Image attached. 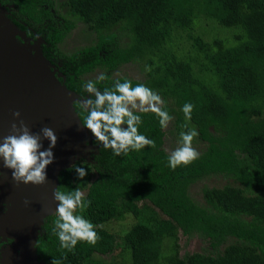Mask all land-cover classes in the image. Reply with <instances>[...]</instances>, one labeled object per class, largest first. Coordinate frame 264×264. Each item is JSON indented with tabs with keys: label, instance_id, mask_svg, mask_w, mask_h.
I'll return each mask as SVG.
<instances>
[{
	"label": "trees",
	"instance_id": "16d2710c",
	"mask_svg": "<svg viewBox=\"0 0 264 264\" xmlns=\"http://www.w3.org/2000/svg\"><path fill=\"white\" fill-rule=\"evenodd\" d=\"M8 1L41 25L50 49L66 57L60 71L70 89L85 96L84 76L96 68L109 77L97 84L101 90L117 79L142 82L163 96L178 125L190 128L181 108L192 103L191 122L207 143L197 161L171 170L165 131L148 113L140 132L155 140V148L116 157L99 146L92 161L74 163L88 171L83 181L69 171L73 164L63 169L58 186L86 189L92 203L81 214L96 225L101 240L95 247L81 243L66 253L52 235L55 216L49 215L40 258L51 264L66 254L63 264H97L91 261L95 255L117 253L127 259L98 261L264 264V0H65L68 11L59 12V29L45 7H53L51 0ZM74 17L98 40L66 55L59 44L75 28ZM202 19L211 21L207 30L220 28L224 34L206 40L194 31ZM138 62L152 67L144 80L116 74L120 66ZM212 175L233 178L239 185L205 186L199 203L190 188ZM127 215L136 220L128 229L108 227ZM180 231L187 237L201 235L212 251L181 255Z\"/></svg>",
	"mask_w": 264,
	"mask_h": 264
},
{
	"label": "clouds",
	"instance_id": "9594fccd",
	"mask_svg": "<svg viewBox=\"0 0 264 264\" xmlns=\"http://www.w3.org/2000/svg\"><path fill=\"white\" fill-rule=\"evenodd\" d=\"M145 71L151 72L152 67L146 65ZM60 73L63 75L59 79L65 76L63 72ZM65 80L66 76L61 81L66 83ZM107 80L109 77L101 73L96 81L88 80L82 84L87 95L81 96L77 92L80 99L73 101V104L78 106L76 115L80 126L92 134L94 143L100 149L110 150L116 157H126L132 152L155 148V140L142 134L140 126L143 123V114L152 113L160 128L167 129L173 116L167 110L163 97L146 84L137 82L134 85L128 78L122 81L117 79L102 90L97 87V84ZM194 108L190 102L182 106L181 111L186 121H191ZM13 116L18 118L20 113L14 112ZM183 127L187 130L179 133V146L167 156V166L173 171L179 167H188L200 158V152L193 147V141L199 135L198 131L188 128L187 124ZM57 139L50 127L45 126L34 133L22 120L19 126L13 123L10 133L0 138V160L3 168L11 170L12 179L17 184L39 186L47 183V168L54 162L52 149L56 146ZM44 140L49 141L47 149L43 148ZM69 171H74L81 181L88 175L86 168L80 164H73ZM53 198L56 208L51 214L55 216L52 235L58 239L60 248L67 253L74 252L81 243L95 247L101 236L96 225L79 214L92 203L86 199L79 186L67 191L56 186L53 189ZM66 259L65 254L62 259L53 258L51 264H63Z\"/></svg>",
	"mask_w": 264,
	"mask_h": 264
},
{
	"label": "water",
	"instance_id": "95a60500",
	"mask_svg": "<svg viewBox=\"0 0 264 264\" xmlns=\"http://www.w3.org/2000/svg\"><path fill=\"white\" fill-rule=\"evenodd\" d=\"M5 9L0 4V138L10 133L13 123L19 126L21 120L34 133L50 127L58 138L52 149L54 162L47 168L48 182L43 185L17 184L0 160L4 193L13 202L11 228L19 235L17 249L21 250L14 252L12 264H38L36 243L45 218L55 211L53 189L59 185L61 171L81 159L92 161L99 145L80 126L73 104L80 99L79 94L59 79L63 74L44 55L41 37L32 44ZM17 111L18 118L13 116ZM48 145L49 141L44 140L43 148Z\"/></svg>",
	"mask_w": 264,
	"mask_h": 264
},
{
	"label": "rangeland",
	"instance_id": "374dc122",
	"mask_svg": "<svg viewBox=\"0 0 264 264\" xmlns=\"http://www.w3.org/2000/svg\"><path fill=\"white\" fill-rule=\"evenodd\" d=\"M57 1L60 2V0H57ZM2 7H4V9L6 8L5 6H2ZM13 7L16 8V6L12 5V8ZM5 10H6L5 12L8 14L7 8ZM62 13H66V12L62 11ZM74 22L76 23L75 28H73V30L65 38V40L59 44L60 51L61 52L63 51L64 53H66V55H69L77 51L78 49L88 47L90 45H94L98 40L97 34L94 31L90 30L82 20L78 19L77 17H74ZM210 22L211 21L207 19L199 20L194 29L196 33L203 35V37L206 40L213 38L214 36H216V34H224V31H222L220 28L212 27L210 30H207L211 27ZM65 60H66V57L62 56L61 61H65ZM144 69H145V64L142 62L127 63V64L120 66L116 74L117 75H127L133 79L144 80L146 77V71ZM101 73H102V70L100 68H96L93 72L86 74L84 76V80L88 81V80L95 79ZM116 74L114 73L113 77H116ZM176 118L177 116L175 114L173 117V120L169 123L167 129L164 130L165 131L164 148L166 149L168 153H170L172 150H174L176 147L179 146V143H178L179 133L181 131H185L184 127L181 124L180 125L176 124V121H175ZM188 123H189L188 126L190 128H194V124L191 121H188ZM193 147H195L201 153L206 149L207 143L206 141L202 140L198 136L193 141ZM226 184L239 185V183L235 181L233 178L225 177L223 175H212V176H209L205 179H201L197 181L196 183H194L190 188V194L192 195L194 199L199 201V203H203L204 202L203 188L205 186L222 187ZM83 192H86V189H83ZM135 221L136 220L132 215H127V217L124 216L121 219H116V220L111 221L108 224V227L111 228L114 232H118L120 231L121 228L123 230L128 229ZM178 237H179V246H180L179 250H180L181 255L187 252H211L212 251V247L210 245L209 240L203 238L201 235L195 234L192 237H187L180 231ZM229 242L231 241L229 240ZM224 247H225V244L221 246V250H223ZM124 258L127 259V257H123L122 255L117 256V253L115 254L113 253L111 255H105V256L95 255V259H91V261L92 263L105 264V263L99 262L98 260H104L106 262L112 261V260L122 261Z\"/></svg>",
	"mask_w": 264,
	"mask_h": 264
},
{
	"label": "flooded vegetation",
	"instance_id": "af4514ba",
	"mask_svg": "<svg viewBox=\"0 0 264 264\" xmlns=\"http://www.w3.org/2000/svg\"><path fill=\"white\" fill-rule=\"evenodd\" d=\"M64 1L65 0H60V2H58L57 0H51V2L53 3V7H49L47 5L45 6L49 8L52 13V17L55 20V22L53 23L56 29L60 28V22L62 20L61 17L59 16L60 14L59 12L68 11V7H66ZM0 4L7 8L8 10L7 15L11 18L12 21L16 23V25L19 27L20 30L25 31L26 38H28V40H31L32 44L37 43L39 38L41 37L42 39L41 47L43 48L44 55L55 65L57 72L58 73L61 72L60 67H62L63 65V62L61 61V57L55 54V52H53L50 49V43H48V41L45 39L46 32H43L42 26L37 25L36 23L35 24L31 23L32 22L31 19L21 15L19 13V8L14 2H10L8 0H0ZM12 5L16 6V8L14 7L12 8ZM56 11H58V13ZM17 38L19 40H22L19 35H17ZM0 177H1L0 178L1 181L0 182V264H12V260L16 258L15 254L21 253V250L17 249L19 245V240L16 238V236L19 235L16 233L15 230H12L11 228L10 211L12 210L13 202L11 198L8 195H6V193H4V187H3L4 175L1 168H0ZM6 217L9 218L7 223H5L7 219ZM44 223L40 229V233L36 243L38 264H48L45 258H40L41 256L39 254L40 240L41 237L45 235ZM14 252L16 253L14 254Z\"/></svg>",
	"mask_w": 264,
	"mask_h": 264
}]
</instances>
